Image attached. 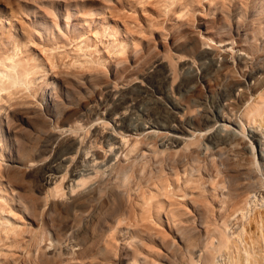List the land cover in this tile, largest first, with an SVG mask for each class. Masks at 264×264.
Masks as SVG:
<instances>
[{
  "label": "bare ground",
  "instance_id": "obj_1",
  "mask_svg": "<svg viewBox=\"0 0 264 264\" xmlns=\"http://www.w3.org/2000/svg\"><path fill=\"white\" fill-rule=\"evenodd\" d=\"M251 1L257 16L250 32L213 14L200 26L199 43L181 31L182 53L168 48L177 39L164 51L148 43L110 75L99 70L100 58L85 52L72 64L58 63L87 69L84 78L65 71L47 76L43 62L20 55L21 40H9L0 51V162L8 163L4 182L0 173L1 197L32 218H60L56 236L64 240L70 231V242L62 246L59 240L55 247L70 253L78 246L80 256L91 245L86 231L97 229L105 210L114 205L119 219L128 218V203L143 185H155L151 201L164 195L157 183L167 171L182 190L177 208L166 213L177 220L179 264H264V0ZM78 38L85 42L82 32ZM37 93L40 104L27 100ZM28 103L34 106L10 108ZM31 172L40 193L34 178H27ZM161 208L157 202V215ZM4 212L0 206L8 234L11 228L3 224L13 223ZM196 215L206 224L198 250L188 234L200 228L186 224ZM119 226L114 228L124 242H140L133 224ZM107 246L102 249L108 253ZM147 259L137 255L132 264Z\"/></svg>",
  "mask_w": 264,
  "mask_h": 264
},
{
  "label": "rangeland",
  "instance_id": "obj_2",
  "mask_svg": "<svg viewBox=\"0 0 264 264\" xmlns=\"http://www.w3.org/2000/svg\"><path fill=\"white\" fill-rule=\"evenodd\" d=\"M251 2V0H0V51L10 46L9 40H21L25 46L22 47L20 55H23L25 60L28 58L29 63L43 62L45 68L49 69L47 76L52 74L51 76L63 77L65 73L62 71L75 72L74 76L69 75L75 79L84 78L88 70L58 66V63L72 64L76 58L87 57L83 54L88 52L91 53V57L100 58L103 63L98 66L99 70H104L110 75L120 61L127 60L130 63L134 53L146 49L148 43H155L157 49L164 51L167 43L169 45L176 40L181 31L186 32L185 37L190 41L199 43V39H203L198 36L200 26L204 19H211L213 14L216 19L221 18L233 28L238 26L239 31L250 32L257 16L252 12ZM41 20H46L47 26L54 25L51 31L43 29L39 23ZM80 32L85 40L83 43L79 42ZM181 40L177 39V45L168 46L171 53H182L183 40ZM112 44L117 45L114 50H111ZM123 45L124 50L116 53V50ZM80 47L82 49H79ZM52 63L55 64L53 68H51ZM21 94L22 92L18 96ZM38 98L39 93L28 97L27 100L40 104ZM16 100L22 99H12L11 102ZM33 106L34 104L29 103L23 106L15 104L10 108ZM0 163V173L4 182V165L8 163L6 160ZM165 173L161 177V182L157 183L160 188L157 190L164 195L157 194L159 197L151 201L150 194L156 191L155 185H143L138 191V196H132L128 203L130 206L127 209L128 218L119 219L117 217L120 213L119 207L114 205L105 210L109 214H102L100 223L95 226L98 230L89 228L96 231L89 229L86 231L87 239L89 237L87 244L91 245L85 246V251L83 249V254L81 253L80 256L78 252L82 249H78V246H74L76 249L73 247L74 253L72 251L67 253L55 247L59 240L62 246L70 242L67 238L70 231L66 233L65 238L62 237L64 240L61 238L58 240L56 236L55 228L59 225L57 221L60 218L50 216L51 219L44 213H39L40 217L37 215L34 219L28 211L20 210L16 201H6L1 197L6 194L0 190V206L7 210V213L3 214L8 215L10 222L13 223V225L3 224L11 228L8 234H5L0 225V264H132L137 255L140 259L144 257L145 260L153 258L152 261L147 259V264L154 260L159 264H179L182 242L177 232V220L172 221L166 213L177 208V199H181L177 195L182 193V190L176 187L177 177L170 172ZM36 176V173L31 172L27 178H34V191L40 193L41 185ZM157 202L162 204L159 215L156 214ZM192 219L186 224L194 223L200 230L189 232L188 237L194 242L195 250H198L206 240V224L202 220L201 223V218L197 215ZM103 222L108 224L105 225ZM116 222L121 227L126 222L133 224L134 230H138L136 234L141 237L140 242L136 241L139 240L138 237L133 239L136 244L133 241H131L133 244L124 242L122 231L115 229L119 226ZM91 232L95 233L91 234ZM6 235L8 237H5ZM65 239L69 240L68 244H65L67 241ZM107 239L109 243L106 242ZM106 244L110 253L102 249ZM53 248L62 252H54ZM75 253L78 254L74 255Z\"/></svg>",
  "mask_w": 264,
  "mask_h": 264
}]
</instances>
